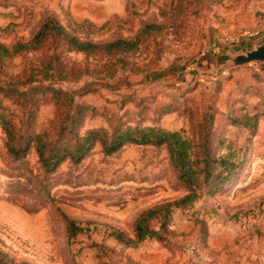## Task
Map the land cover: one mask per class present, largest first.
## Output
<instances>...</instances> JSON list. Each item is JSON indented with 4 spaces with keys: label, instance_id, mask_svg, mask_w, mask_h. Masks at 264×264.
Here are the masks:
<instances>
[{
    "label": "rangeland",
    "instance_id": "1",
    "mask_svg": "<svg viewBox=\"0 0 264 264\" xmlns=\"http://www.w3.org/2000/svg\"><path fill=\"white\" fill-rule=\"evenodd\" d=\"M46 17L95 43L132 39L146 25L160 29L118 58L58 52L62 79L42 80L51 50L0 53V116L24 136L55 138L82 107L65 137L139 125L190 138L201 107L209 106L212 146L218 154L230 145L242 148L243 163L229 186L175 210L164 241L177 254L175 264L264 262V63L208 72L218 58L264 43V0H0V44L27 42ZM170 67L175 74L152 80ZM239 67L249 76L236 85ZM50 85L71 103L56 104L42 92ZM245 114L257 115L253 132L234 124ZM6 141L0 125V251L17 262H124L126 249L104 229L129 236L140 211L185 193L164 148L128 145L106 155L97 145L80 162L46 172L33 148L15 159ZM64 217L85 231L68 240Z\"/></svg>",
    "mask_w": 264,
    "mask_h": 264
},
{
    "label": "trees",
    "instance_id": "2",
    "mask_svg": "<svg viewBox=\"0 0 264 264\" xmlns=\"http://www.w3.org/2000/svg\"><path fill=\"white\" fill-rule=\"evenodd\" d=\"M160 27L146 25L140 34L132 39H115L110 42L95 43L81 40L70 34L54 18L46 17L37 32L24 43H16L10 49L0 44V53L12 57L21 53H46L51 50L42 64V80L59 76L62 64L57 61L58 52L81 54L96 60L118 58L135 52L150 31ZM177 70L170 67L155 73L151 78L157 80L175 74ZM42 92H48L56 104L68 106L72 98L69 94L45 86ZM82 107H75L71 114L70 124L60 127L57 137L49 138L45 133L24 136L2 116L0 125L6 134V148L15 159L24 157L33 148L38 160L46 172L54 171L65 161L80 162L95 146H100L104 154L109 155L119 151L124 146H152L164 148L168 159L176 172L177 180L185 189L181 197L162 201L140 211L132 222L131 235L106 227L103 234L125 249L140 248L146 241L154 240L171 254V260L176 259V252L169 248L164 236L169 231V224L175 210L192 207L204 193L214 194L229 186L237 177L243 163V150L230 145L226 153L218 154L212 146L210 137L214 125V112L210 107H201V119L191 130V137L184 136L181 131H169L160 127L124 126L111 130L91 129L82 135L73 133L65 137L64 130L72 132L82 118ZM257 115L245 114L234 124L242 129L253 132ZM66 237L70 238L85 231L78 222L64 217ZM0 264H27L17 262L0 251Z\"/></svg>",
    "mask_w": 264,
    "mask_h": 264
},
{
    "label": "crops",
    "instance_id": "3",
    "mask_svg": "<svg viewBox=\"0 0 264 264\" xmlns=\"http://www.w3.org/2000/svg\"><path fill=\"white\" fill-rule=\"evenodd\" d=\"M248 72L249 69L247 67H239L234 70V79L238 81L236 85L242 84V81L247 79L249 76ZM241 77L242 79L240 80ZM175 261V259L171 260V254L167 249L162 248L156 241L150 240L146 241L140 248L126 249L124 262L117 264H175ZM251 264H264V262Z\"/></svg>",
    "mask_w": 264,
    "mask_h": 264
},
{
    "label": "water",
    "instance_id": "4",
    "mask_svg": "<svg viewBox=\"0 0 264 264\" xmlns=\"http://www.w3.org/2000/svg\"><path fill=\"white\" fill-rule=\"evenodd\" d=\"M249 63H264V43L257 45L244 53L232 55L226 58H218L215 65L209 67L208 72L218 73L229 67H237Z\"/></svg>",
    "mask_w": 264,
    "mask_h": 264
},
{
    "label": "built area",
    "instance_id": "5",
    "mask_svg": "<svg viewBox=\"0 0 264 264\" xmlns=\"http://www.w3.org/2000/svg\"><path fill=\"white\" fill-rule=\"evenodd\" d=\"M213 54H214V55L219 54V49H217V48L215 47V45H213ZM224 73H225V72L223 71L222 74H224Z\"/></svg>",
    "mask_w": 264,
    "mask_h": 264
}]
</instances>
